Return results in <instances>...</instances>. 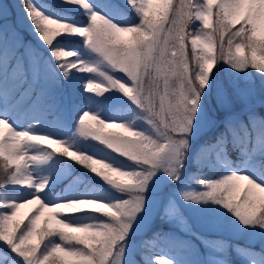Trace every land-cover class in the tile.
<instances>
[{
	"label": "snow or ice",
	"instance_id": "1",
	"mask_svg": "<svg viewBox=\"0 0 264 264\" xmlns=\"http://www.w3.org/2000/svg\"><path fill=\"white\" fill-rule=\"evenodd\" d=\"M22 2L65 76L73 69L92 74L86 91L115 89L136 107L110 119L85 111L71 139L35 125L18 127L13 115L49 97L58 73L41 49L25 45L19 32L2 23L0 7V190H33L28 198H0V242L15 254L12 264H139L137 254L143 264H231L232 245L197 231L180 199L217 205L221 217L231 214L244 230L264 236V0H127L138 19L115 18L118 8L108 16L90 0H64L83 9L87 23L57 18L36 0ZM76 35L85 39L86 59L71 60L78 54L57 43ZM225 66L226 79L219 82ZM210 99L215 108L208 107ZM209 129L215 135L196 160L219 166L220 178L199 179L203 190H182L179 199L163 192L155 184L158 173L180 181L192 141ZM230 148L239 152L241 166L229 159ZM52 153L88 169L108 189L46 201L41 193L49 180H38L33 171ZM25 208L29 212L22 214ZM84 211L97 214L93 222L75 216ZM157 220L180 234L155 231L133 246L134 232ZM157 241L177 254L156 251ZM200 245L208 255H201ZM236 252L264 264L251 247L237 245Z\"/></svg>",
	"mask_w": 264,
	"mask_h": 264
},
{
	"label": "rangeland",
	"instance_id": "2",
	"mask_svg": "<svg viewBox=\"0 0 264 264\" xmlns=\"http://www.w3.org/2000/svg\"><path fill=\"white\" fill-rule=\"evenodd\" d=\"M53 1L62 5L66 10L72 7L82 9L77 5L64 3V0ZM36 2L42 9L54 13L56 17H61L62 19L65 18L66 20L76 23L88 22V16H85L83 19L78 18L76 15L64 10H58L59 12L55 11L46 0H36ZM90 2L93 4L95 10L108 16H113L112 3L116 2L125 4L127 3V0H90ZM175 2L176 0H173V4H175ZM0 7L3 8L5 17L2 23L11 26L19 32L25 45L41 49L44 56L50 58L55 71L58 73V83L51 93L53 97L48 98L47 103L45 104H42L43 99L38 100L31 106L28 104L23 105L18 113L12 117L14 124H17V126L21 128L35 125L37 130L42 133L52 134L60 139H71L76 131L79 116L85 111L97 112L105 119H110L113 116L119 117L132 114L130 110L135 109L136 106L120 91L113 89L102 95L86 91L85 84L88 80L92 79V74L83 73L73 69L67 76H65L64 70L59 67L62 61H57L52 57L51 50L41 40L39 34L35 30V26L24 12L21 0H0ZM126 15L138 19L135 17L134 13L129 11L119 13L115 18L120 19ZM74 37L69 36V39H74L73 41L59 40L57 43L59 46L78 54V56L71 57V60H76L78 58L86 59L89 52L85 45V39L78 35ZM227 72L228 69L226 66L220 69L219 74L217 75V80L219 82H224ZM77 91H82L84 97H81ZM49 107L57 109L54 116L48 117L49 115H47V113ZM208 107L210 109L215 108L214 102L211 99L209 100ZM261 111L264 112V109ZM216 115L220 118L223 114L216 113ZM214 135L215 130L209 129L192 141L191 152L185 162L183 175L180 181L173 183L161 170L158 173L155 184L163 192L175 194L178 199L179 192L182 190H202L197 183L198 172L196 169L198 163L196 157L200 147L204 145L205 142H210ZM92 143L98 144L99 142L93 141ZM208 158L210 161L216 159L214 149H208ZM229 159L234 165L241 166L239 152H236V154L234 152H229ZM53 168H56L57 172L47 176L49 180L48 188L44 193H41L46 201L57 202L58 200L69 196L78 199L81 198V196L92 194L93 189L97 192H102L108 189V185L94 176L88 169L55 153L51 154V159L45 164L37 166L33 171V175L36 176L38 180H42L39 176L48 173V171ZM9 189L10 190H0V193H3L0 198L23 199L33 195L32 189L13 187H10ZM122 198L126 199L127 196L125 195ZM180 206L184 212L191 217L197 231L206 233L212 239L224 240L232 245V248L229 250L231 264H251L253 258L252 256L244 257L238 255L236 252L237 245L240 246L241 250L247 247L245 246L246 243L257 244L264 248V236L251 234L247 230H244L239 221L231 214H228L226 217H221L216 211V208L219 206L212 204H185L182 199H180ZM26 212H29V208L22 209V213ZM96 215L97 214L90 211L75 214L77 218H81L83 222L86 223L93 222ZM155 231H177V233L180 234L174 226L157 220L153 222L150 228L135 231L130 237L132 245L138 246L142 244V242L151 239ZM197 244H199V241H197ZM154 248L161 253L177 254V252L171 247L165 246L159 241L155 242ZM252 249L253 253L258 254L257 257H255L256 259L259 260L264 258V255L261 252L256 251L254 248ZM200 252L202 256L209 254V250L203 245H200ZM16 259L15 254L10 251L9 247L3 242H0V260L6 261V264H12ZM135 259L139 264H143L144 257L142 255L137 254ZM20 264H22V262H20Z\"/></svg>",
	"mask_w": 264,
	"mask_h": 264
},
{
	"label": "trees",
	"instance_id": "3",
	"mask_svg": "<svg viewBox=\"0 0 264 264\" xmlns=\"http://www.w3.org/2000/svg\"><path fill=\"white\" fill-rule=\"evenodd\" d=\"M46 1L49 2L50 3V6L53 7L55 9V11H57V12H59L58 10H64V11H67V12H69L71 14H74L78 18H82V19L85 16H87L85 14V11L82 10V9L72 7L70 9H67L66 10V9L63 8L62 5L56 3L53 0H46ZM22 4H23V2H22ZM112 8H118L119 9V13H123V12H126V11L131 12V9L128 7V3L120 4V3L113 2L112 3ZM57 18H61V17H57ZM74 39H75V37H74ZM74 39H69V36H64V37L58 38V41L59 40H61V41H73ZM68 51H70V50H68ZM77 92H78V94L81 97H84L82 91H77ZM52 97H53V95H50L49 97H47L46 99H44L42 101V104L47 103L48 98H52ZM56 110H57L56 108L49 107V111L47 113V115H49L48 117L54 116ZM229 152L230 153L234 152L236 154V152H238V151H236V149L230 148L229 149ZM0 161H2V158H0ZM197 165H198L197 166V169H196L197 172H198V175H197V183H198V180L199 179H203V178H207V177L214 178V179L215 178H220L221 168L219 166H214L211 162H209L207 165H201V164H197ZM2 176H3V172L0 171V178H2ZM198 185H199L200 189H202V186L199 183H198ZM7 190H10V189L8 188ZM26 213H28V212H26ZM22 214H24V213H22ZM25 222H27V221H25ZM245 246L254 248V249H256V251L261 252L264 255V248L261 247V246H258L257 244H249V243H246Z\"/></svg>",
	"mask_w": 264,
	"mask_h": 264
},
{
	"label": "bare ground",
	"instance_id": "4",
	"mask_svg": "<svg viewBox=\"0 0 264 264\" xmlns=\"http://www.w3.org/2000/svg\"><path fill=\"white\" fill-rule=\"evenodd\" d=\"M51 162H54V161H51ZM55 172H57V169H56V168H53V169H50V170L48 171V173H46V174H44V175H41V176H39V177L43 180L44 178H47V176H49V175H51V174H53V173H55Z\"/></svg>",
	"mask_w": 264,
	"mask_h": 264
},
{
	"label": "clouds",
	"instance_id": "5",
	"mask_svg": "<svg viewBox=\"0 0 264 264\" xmlns=\"http://www.w3.org/2000/svg\"><path fill=\"white\" fill-rule=\"evenodd\" d=\"M79 206H77V208H74L73 210H78Z\"/></svg>",
	"mask_w": 264,
	"mask_h": 264
}]
</instances>
